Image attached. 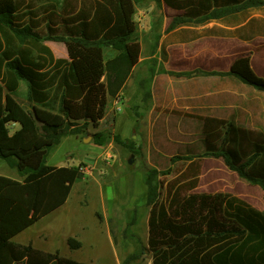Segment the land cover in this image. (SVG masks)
Segmentation results:
<instances>
[{"label": "trees", "instance_id": "trees-1", "mask_svg": "<svg viewBox=\"0 0 264 264\" xmlns=\"http://www.w3.org/2000/svg\"><path fill=\"white\" fill-rule=\"evenodd\" d=\"M134 1L0 0V159L21 177L0 174V264H88L11 239L63 205L81 177L79 165L52 166L47 156L63 135L100 127L107 97L117 95L137 63ZM163 1L183 10L174 21L179 25L264 6V0ZM42 2L58 3L66 14L64 34L47 24V32L42 30ZM47 40L63 42L68 58H55ZM105 47L117 54L105 60ZM21 81L26 100L46 113L33 112L14 95ZM201 121L197 141L171 157L185 167L166 183L163 198L155 182L158 170L145 174L150 210L143 249L151 254V264H264V208L227 192L193 191L202 159L220 158L240 180L262 190L264 203V130L218 118ZM92 140L102 146L106 136L97 130ZM113 140L137 153L132 139L114 134ZM139 256L131 253L122 264Z\"/></svg>", "mask_w": 264, "mask_h": 264}, {"label": "crops", "instance_id": "crops-1", "mask_svg": "<svg viewBox=\"0 0 264 264\" xmlns=\"http://www.w3.org/2000/svg\"><path fill=\"white\" fill-rule=\"evenodd\" d=\"M45 3L49 4L42 2L45 8L39 15L42 30L47 32V24L52 30L56 29L57 34H64L62 19L66 14L58 3L53 7ZM133 6L139 57L117 95L107 97L108 106L100 125L107 122L114 130L121 128L123 120L117 117L116 111L122 103L128 111L132 105H142L149 114L156 113V120L162 114L159 120L166 128L171 121L169 115L177 113L183 114L192 123L191 127L198 130L202 127L201 118L205 117L223 119L241 128L264 130V14L260 10L250 7L228 11L217 18L179 25L174 21L183 10L168 6L163 0H135ZM44 43L55 58H68L63 42L47 40ZM103 53L108 60L117 51L105 47ZM22 82L16 91L20 90V94L15 92L14 95L33 112L46 113L48 110L26 100V86ZM132 119L137 123L136 117ZM89 126L92 127L87 128ZM115 134L123 139L127 137L121 132ZM216 163L219 166V162ZM10 169L16 172L10 178L21 180L17 171ZM3 172L1 168L0 174L4 175ZM34 224L15 235L12 243L59 252L55 245L57 233L48 227L30 231ZM62 239L71 249L81 246V241L71 233H66Z\"/></svg>", "mask_w": 264, "mask_h": 264}, {"label": "rangeland", "instance_id": "rangeland-1", "mask_svg": "<svg viewBox=\"0 0 264 264\" xmlns=\"http://www.w3.org/2000/svg\"><path fill=\"white\" fill-rule=\"evenodd\" d=\"M257 10L264 14V7ZM22 84L26 86L25 82ZM119 105L116 114L123 120L121 128L114 130L104 122L98 129L89 126L78 134L67 133L49 151L48 164L79 165L82 174L66 203L30 227V231L51 228L57 233L55 245L61 256L88 264H122L131 253L140 254L131 264H151V254L143 249L147 246L150 210L146 202L145 174L153 168L158 170L155 182L159 197L163 198L166 183L185 167L184 162L171 161V157L184 152L185 144L196 142L199 130L192 128L183 114H170L171 121L166 128L159 120L162 114L156 120V113L149 114L142 105H132L131 111L124 104ZM128 115L136 117L137 123ZM97 130L106 136L102 147L92 140ZM117 132L133 140L137 153L115 144L113 135ZM88 135L91 139L85 142ZM131 157L133 162L128 163ZM135 160H139L138 165ZM1 168L4 175H16L2 159ZM193 191L227 192L259 210L264 208L262 190L240 180L220 158L202 159L199 183ZM66 233L81 241L80 248L74 250L67 246L62 239Z\"/></svg>", "mask_w": 264, "mask_h": 264}, {"label": "water", "instance_id": "water-1", "mask_svg": "<svg viewBox=\"0 0 264 264\" xmlns=\"http://www.w3.org/2000/svg\"><path fill=\"white\" fill-rule=\"evenodd\" d=\"M91 139V135H88L84 138V141L85 142H88L89 140ZM133 162V158L131 157L129 160H128V163H132ZM135 164L138 165L139 164V160H135Z\"/></svg>", "mask_w": 264, "mask_h": 264}]
</instances>
